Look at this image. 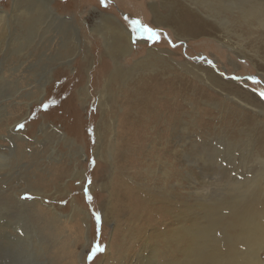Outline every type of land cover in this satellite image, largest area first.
Wrapping results in <instances>:
<instances>
[{
    "label": "rangeland",
    "instance_id": "obj_1",
    "mask_svg": "<svg viewBox=\"0 0 264 264\" xmlns=\"http://www.w3.org/2000/svg\"><path fill=\"white\" fill-rule=\"evenodd\" d=\"M158 1L51 0L54 11L67 21L69 28H73L70 32L63 31L66 35L74 34L76 40L67 38L64 41V32L55 34L56 37L45 41L39 51L31 52L30 49L20 61L11 53L7 56L11 45L19 39L20 30L12 20L0 26V147L4 148L0 151L8 155L1 163L4 167L0 168V264H45L43 257H28L26 247L17 246L22 240L16 238L17 232L13 230L18 221L17 211L13 209L15 194L21 202H30L34 197L28 189L41 190L45 193V205L54 206L61 215L71 217V221H63L55 232L62 243L60 252L63 255L57 259L59 264L60 261L61 264H80V253L82 264H106L104 253L109 244L112 249L116 244L122 251L131 250L137 243L129 239V230L134 226L143 227L142 223L147 229L148 214L145 212L157 215V211L162 213L167 207L166 199L153 197L151 192L153 187L154 191L155 187H167L169 172L173 169L171 163L179 171V164L172 154L173 150H178L179 139L184 141L185 138L188 148L192 147L188 152L193 157L202 154L203 147L212 149L222 137L233 141L239 132L264 136V115L257 114L264 112V99L259 95L264 92L263 33L254 31L253 36H249L239 32L245 47L242 51L237 36H231V48L227 38L210 28H207V34L197 38L188 37V32L183 33L187 36L179 37L171 28L153 23L151 4L157 7L158 13H164ZM171 1L186 4L184 0ZM0 12L10 15L11 0H0ZM104 18L112 19L132 35L130 52L118 56L117 62L109 56L100 33V21ZM214 25L212 23V29L217 28ZM214 34L219 36V42ZM149 51L162 58L145 60L150 57ZM255 51L256 56L253 55ZM241 54L253 59L258 67L252 66L251 60L242 58ZM140 60L155 63L156 69H145L135 75L127 83V91L121 88L120 78L114 82L110 77L106 92L114 98V102L108 104L111 107L109 116L113 117L111 110L114 108L118 113L123 109V112L131 113L132 120L139 125L136 129L127 126L128 130L123 129L120 136L130 130L135 136V131L142 132L140 141L118 144V150H122L121 159L116 155V145L110 148L104 143L98 148L96 131L101 125L99 118L104 109V106L101 109L99 98L105 91L106 77L115 65L127 73ZM48 69L51 70L50 79L40 97V82ZM205 69L212 73L218 85L205 80ZM160 70L165 71L159 73ZM148 74H157L150 81L155 80L160 88L152 98L153 102L146 101L141 83L148 81ZM142 95L147 105L143 100L139 101ZM248 121L251 122L245 123ZM15 123L18 124L13 126ZM256 124H260L257 129L253 127ZM51 130L56 131V135L51 136ZM249 130L251 132L247 133ZM15 133L25 139H19ZM209 140L213 143L211 147ZM176 156L179 157L180 152ZM147 169L168 174L166 177L151 176L150 172H145ZM189 169L198 175V169L193 165ZM72 173L75 174L73 177ZM174 174L175 171L172 178ZM180 180L179 183L170 181L169 185L176 189ZM118 181L149 199L141 198L142 210L127 208L129 203L126 209L118 208L117 220L111 215L110 194ZM20 189L24 190L18 191ZM39 209L40 214H47L44 207ZM81 213L86 215L82 219ZM23 217L26 218V212ZM156 217L159 230L163 228V222L170 220L164 214ZM8 221L11 229L5 226ZM12 230L15 238L10 237L12 241L7 245L4 238ZM114 237L116 240L113 241ZM137 250L129 251L130 256ZM115 259L116 251L111 254L109 264H114Z\"/></svg>",
    "mask_w": 264,
    "mask_h": 264
},
{
    "label": "bare ground",
    "instance_id": "obj_2",
    "mask_svg": "<svg viewBox=\"0 0 264 264\" xmlns=\"http://www.w3.org/2000/svg\"><path fill=\"white\" fill-rule=\"evenodd\" d=\"M184 1L186 3L185 5L181 2L171 0H159V5L164 10L163 15L158 13L157 7L151 4L150 9L154 14L153 23L171 28V30H174L173 33L179 37L187 36L183 33L188 32V37L197 38L207 34V28H210L212 31L217 30V33L220 32L222 38H227L228 45L231 48L233 47L230 44V38L234 35L237 36L238 40H241L239 32L253 36L254 31H257L264 35V0ZM7 20L14 21L21 32L19 39L15 40L10 50H8L7 56L11 53L19 61L21 57H26L30 49H32L31 52L35 50L37 52L41 46H45V41L49 40L52 36L55 38L56 35H60L59 33L63 34L64 29L68 30V32L73 30V28H69L67 21L54 11L51 0H11L10 15L0 12V26L5 24ZM114 22L112 19L104 18L102 22L100 21L99 29H101L100 33L107 44L109 56L115 60L114 62H117L116 59L118 56L130 52L133 40L128 30ZM205 22L209 23L206 24ZM210 22L214 23L219 30L217 28L212 29V23ZM214 32H211V34ZM64 33V41L67 38H70L69 41L76 40L74 34V36L72 33L71 35L69 33L66 35V31ZM214 35L216 41L218 40L217 42H219V36L217 34ZM238 43L241 44L238 45L240 47L239 50H245L243 41L241 40ZM149 54L150 57L145 60H149L150 58L155 59L156 57L162 58L161 55H151V51H149ZM244 54L240 56L242 58H249ZM257 54V51H255L253 55L256 56ZM249 59L251 62L253 61V59ZM145 60L143 62L140 60L141 62L135 63L134 67L132 69L130 68L131 70L129 69L130 71L127 73L121 70L123 68L115 65V69L111 70V74L106 77L105 91L102 92L99 98V104H102L101 109H103V106L104 109L103 112L101 111L102 116L99 118L101 125L96 131L98 148L103 147L105 143L110 148L116 145L117 151L119 143L120 145H126V143L134 142L136 139L137 142L140 141L142 132L135 131V136L130 130L120 136L123 129L128 130L127 126L136 129L139 125L135 123L136 121L132 120V114L123 112V109H121V113H118L114 108L111 110L113 111V117L109 116L108 113L111 107L108 104L113 103L114 98H111L106 92L110 77L111 79L114 78V82L120 78L121 88L127 91L126 85L135 75L144 72L145 69H152L153 71L156 69L155 63L149 64L148 62L150 61L145 62ZM252 66L258 67L254 62H252ZM165 68L167 69L166 66ZM164 71L160 70L159 73H164ZM203 72L205 80L212 84H219L207 69L203 70ZM50 74V69L45 71L43 79L40 82L41 88L38 91L40 97L43 94L44 85L50 79ZM156 75H149V77L147 76L148 81L144 80V82H141L145 88L146 101H152V98L160 92L159 85H156L157 82L155 80L150 81ZM207 81L205 82L207 83ZM145 83L151 87H148ZM84 89L87 90V88ZM142 100L145 103L144 95H142L139 101ZM257 114L264 115V112ZM17 124L15 123L13 126ZM258 126L260 124H256L253 127L257 129ZM13 129L14 127L11 129L14 134ZM50 132L49 134L51 136L56 135V131L51 130ZM249 132L251 130L247 133ZM15 135L21 140L25 139L16 133ZM60 137L62 136L60 135ZM222 138L218 143H214L215 145L212 149L203 147L201 150L203 153L193 157L188 152L192 147L188 148L185 138L184 141L179 139V142L176 144L178 150L172 151L174 159L179 164V171L171 163L170 167L173 169L169 172L168 179L169 182L174 180L178 183L182 179L180 186H177L175 189L168 182L167 187H161L159 189L155 187L156 191H154L153 187L151 195L166 199L164 203L167 207L162 213L157 211V215L145 212L148 214L146 220L148 222L147 229H144L145 224L142 223L143 227L134 226L133 230H129V239L137 243L129 251H135L138 248L132 257L129 251H122L120 246L116 244H114L112 249L111 244H109L107 252L104 253V261H107L106 264L110 263L109 259L111 254L115 251L116 259L114 264H264V136L255 133L244 135V133L239 132L233 141L229 140V138ZM193 142L195 144L196 141ZM212 144V141L209 140V147ZM1 149L4 148L0 147ZM177 152H180L179 157L176 156ZM121 154L122 150H118L116 153L118 157H121ZM5 155L6 157L8 156L0 151V168L4 167L1 163L3 164V161L6 159ZM192 165L198 169V175L189 169ZM8 166L10 165L8 164ZM173 171H175V176L172 178ZM145 172H150L148 174L151 176L159 174L160 176L166 177L168 174L165 171L158 173L157 171H149V169ZM28 190L32 192L34 197V200L30 202H21L16 197V194L13 196V209L14 212L17 211L18 215V221L15 218L17 224L13 230L17 232H15L16 238L22 240V242L18 241L17 246H25L27 249L25 253L28 254V257H43L45 264H59L57 259L59 257L62 258L63 255L60 252L62 243H60L55 232L63 221L67 222L72 219L69 215L63 216L58 213L54 206L45 205L43 203V196L45 194L43 191L34 188ZM160 192L162 193L161 195ZM110 197L112 200V205L110 206V210L112 211L111 215L115 219H117L119 213L118 208L124 207L126 209L129 203L130 206L127 208H132L133 210L134 208L141 209V207L144 208L143 204H141V198L145 197L147 200L149 199L146 196L140 195L134 188L124 184L122 181H118L114 185ZM40 207H44L47 212L46 215L40 214ZM24 209L26 210L24 211ZM75 211L74 209L73 212ZM25 212L26 218L23 217ZM81 214L82 219L85 214ZM161 214L168 215L170 220L163 222V228L159 230L156 216ZM20 216L21 219H19ZM133 218L134 216L132 215V220ZM117 220L115 221L117 222ZM123 220H126V218ZM136 220L138 221L139 217ZM132 222L130 226H132ZM115 225L120 229L118 224ZM5 226L11 229L10 221ZM84 226H86L85 223ZM13 230L5 235L4 242L7 245L12 241L10 237L15 238L12 234ZM114 240H116V237H114ZM23 258L21 256V259ZM81 259L82 253L78 256L80 264H82Z\"/></svg>",
    "mask_w": 264,
    "mask_h": 264
},
{
    "label": "snow or ice",
    "instance_id": "obj_3",
    "mask_svg": "<svg viewBox=\"0 0 264 264\" xmlns=\"http://www.w3.org/2000/svg\"><path fill=\"white\" fill-rule=\"evenodd\" d=\"M102 2H103V0H102ZM148 31H151V29H147ZM154 34V33H153ZM259 95L261 96V98L262 99H264V92H261V93H259ZM25 198H27V197H25Z\"/></svg>",
    "mask_w": 264,
    "mask_h": 264
}]
</instances>
